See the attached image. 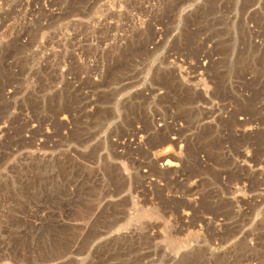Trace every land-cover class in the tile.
<instances>
[{
  "label": "rangeland",
  "instance_id": "rangeland-1",
  "mask_svg": "<svg viewBox=\"0 0 264 264\" xmlns=\"http://www.w3.org/2000/svg\"><path fill=\"white\" fill-rule=\"evenodd\" d=\"M0 264H264V0H0Z\"/></svg>",
  "mask_w": 264,
  "mask_h": 264
},
{
  "label": "bare ground",
  "instance_id": "bare-ground-1",
  "mask_svg": "<svg viewBox=\"0 0 264 264\" xmlns=\"http://www.w3.org/2000/svg\"><path fill=\"white\" fill-rule=\"evenodd\" d=\"M169 157H171V156L167 155L165 159H168ZM166 166L168 168H173L175 166V164L173 162H171V161H167Z\"/></svg>",
  "mask_w": 264,
  "mask_h": 264
}]
</instances>
